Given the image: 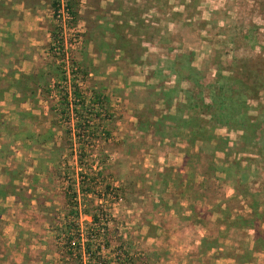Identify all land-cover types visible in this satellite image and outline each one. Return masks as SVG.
Here are the masks:
<instances>
[{"label": "rangeland", "instance_id": "rangeland-1", "mask_svg": "<svg viewBox=\"0 0 264 264\" xmlns=\"http://www.w3.org/2000/svg\"><path fill=\"white\" fill-rule=\"evenodd\" d=\"M0 21V264H264V0Z\"/></svg>", "mask_w": 264, "mask_h": 264}, {"label": "crops", "instance_id": "crops-1", "mask_svg": "<svg viewBox=\"0 0 264 264\" xmlns=\"http://www.w3.org/2000/svg\"><path fill=\"white\" fill-rule=\"evenodd\" d=\"M33 17L35 16H32L30 12H28L27 10H24V16H23V20L20 21L19 25L22 27V31H28L27 33L31 32L32 30H38V26L37 24L39 23L37 20H33ZM7 26V23H3V26H1V21H0V56L3 55L4 57L6 56L5 60H4V64L5 67L3 68L4 70V74H6V70L8 69L6 66L9 67V63L10 65H12V63H15L16 61H12V56H11V43L9 42V40L5 39L2 37V33L4 32L3 31V28L4 29H8ZM11 30V29H10ZM16 38V37H14ZM18 64L20 65V67L22 66V61H18ZM14 67V66H13ZM19 70H21L19 68ZM8 80H11L12 77L7 74L5 76ZM13 87H10V89L5 90L3 91V95H9V93H14L15 91H13L12 89ZM15 90V89H14ZM1 99V98H0ZM3 99H6L5 97H3L1 100H0V105H5L6 107H10V100L7 101H3ZM203 236V235H201Z\"/></svg>", "mask_w": 264, "mask_h": 264}, {"label": "trees", "instance_id": "trees-1", "mask_svg": "<svg viewBox=\"0 0 264 264\" xmlns=\"http://www.w3.org/2000/svg\"><path fill=\"white\" fill-rule=\"evenodd\" d=\"M68 5H69V2L66 3V8H67V10L69 11V7H68ZM71 13H73V11H72ZM73 15H75V13H73ZM220 107H223V104H221ZM226 114H228V113H226Z\"/></svg>", "mask_w": 264, "mask_h": 264}, {"label": "built area", "instance_id": "built-area-1", "mask_svg": "<svg viewBox=\"0 0 264 264\" xmlns=\"http://www.w3.org/2000/svg\"><path fill=\"white\" fill-rule=\"evenodd\" d=\"M63 8H65V9H66V12L68 13V10H67V8H66V4H65V5H63ZM124 253H126V251H125ZM115 264H121V263H120V262H118V263H115Z\"/></svg>", "mask_w": 264, "mask_h": 264}]
</instances>
